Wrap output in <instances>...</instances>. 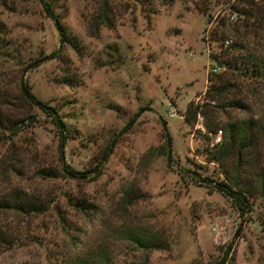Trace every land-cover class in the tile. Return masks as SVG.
I'll use <instances>...</instances> for the list:
<instances>
[{
    "label": "rangeland",
    "instance_id": "1",
    "mask_svg": "<svg viewBox=\"0 0 264 264\" xmlns=\"http://www.w3.org/2000/svg\"><path fill=\"white\" fill-rule=\"evenodd\" d=\"M46 1L76 45L24 71L57 47V30L39 0H0V196L50 200L41 212L0 209V264H214L224 250L223 264H264V77L228 66L236 51L220 39L238 26L264 52L263 0H106L94 32L102 0ZM208 75L222 92H205ZM20 77L61 116L64 160L86 178L59 170L55 129ZM229 125L248 126L239 160ZM42 166L56 175L37 176ZM216 182L246 189V208Z\"/></svg>",
    "mask_w": 264,
    "mask_h": 264
},
{
    "label": "trees",
    "instance_id": "2",
    "mask_svg": "<svg viewBox=\"0 0 264 264\" xmlns=\"http://www.w3.org/2000/svg\"><path fill=\"white\" fill-rule=\"evenodd\" d=\"M41 3V6L44 10V13L46 16L52 19L53 24L57 30L58 33V45L55 49L51 50L47 54H43L39 57L33 58L32 61L27 64V66L23 69L24 71L28 69L29 67L37 65L40 61H43L45 59L49 58H56L62 44L69 43L70 45H76V41L73 37H69L68 34L64 32L63 27L60 25L58 20L55 18L54 13L51 9L50 4L46 0H39ZM242 2H245V4H250L253 2L252 0H242ZM264 3V0H263ZM108 10L106 0H102V7L100 14L96 15V19L92 21L90 24L91 31H96L97 26L102 24H107L108 19L106 17V11ZM241 14L244 15H250L249 11H246L242 8L239 10ZM242 25L246 27L247 23H245V20H242ZM233 30L236 34V38L233 41H229L227 44H225L226 51L227 50H235V53H229L225 59L228 64L232 65V68L240 69L244 74L248 76H259L264 77V52L260 50H253L251 46L247 45V42L243 39V34L239 35L238 26H233ZM220 39H223V32L220 33ZM229 66V65H228ZM208 85L205 89L206 93L212 92L213 94H219L222 92V90L226 87V84L220 83V81L212 76H207ZM227 85H230L227 83ZM19 93L21 94L22 98L29 104L35 106L40 112L47 117L51 125L55 129L57 143H56V150H57V159L59 163V170L66 176L70 178H86V174L84 171L76 170L75 168L68 165L63 157V145L65 143L66 139V131L64 128V123L61 118V116L58 114L56 109L52 107L51 105L45 103L44 101L37 98L28 88L25 80L20 77L19 80ZM231 105L233 106H240V102L238 100H230L229 101ZM141 109H137L131 117L128 118V120L122 125L121 129H126L137 117V115L140 113ZM188 114H184V118L187 119ZM29 120H34V117L28 116ZM261 134L264 136V124H260L259 126ZM10 130V134H14L16 131L15 127H11V125L8 128ZM248 129V126L246 129L244 128H238V126L229 125L227 129L228 138L230 141V144H237L236 145V153H237V160L240 159V153L241 148L246 145L247 140L245 136V132ZM161 130L164 137V143H165V158L167 163H169L170 159V136L167 132V128L165 125V122L161 121ZM220 131V130H216ZM215 133V132H214ZM107 151L104 150L102 157L105 158ZM35 174L39 177H54L56 175V169L50 167V166H42L35 170ZM213 188L216 190L222 192L226 196L230 198V200L234 203L237 209L243 211L246 208V198L244 195V192L246 189L244 188H236L233 189L229 185H226L224 183H214L212 185ZM259 187L264 192V179L262 178L259 183ZM50 200L49 199H40L36 196H28L23 197L22 195H18L17 191H13L12 193H9L8 196H0V209H8L14 212L19 213H30V212H41L47 208L49 205ZM76 203H81L80 201H77ZM0 235L1 232H0ZM131 241L136 243L139 246L143 247H157L154 242H152L150 239L146 242L142 240L141 237L137 236H131ZM226 260V251L224 250L222 255L218 258V260L214 264H223ZM75 264H90V262H86L82 259L75 260Z\"/></svg>",
    "mask_w": 264,
    "mask_h": 264
},
{
    "label": "built area",
    "instance_id": "3",
    "mask_svg": "<svg viewBox=\"0 0 264 264\" xmlns=\"http://www.w3.org/2000/svg\"><path fill=\"white\" fill-rule=\"evenodd\" d=\"M223 41H224L225 44H227L230 41V39L229 40L228 39H224ZM216 137H218V136H216Z\"/></svg>",
    "mask_w": 264,
    "mask_h": 264
}]
</instances>
